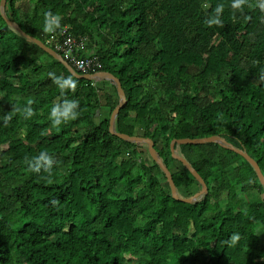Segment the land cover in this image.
<instances>
[{"label":"trees","instance_id":"16d2710c","mask_svg":"<svg viewBox=\"0 0 264 264\" xmlns=\"http://www.w3.org/2000/svg\"><path fill=\"white\" fill-rule=\"evenodd\" d=\"M219 4L223 27H208ZM231 4L6 0L5 15L62 58L67 35L84 39L79 56H96L125 96L114 131L150 139L178 197L189 198L200 185L172 158V140L218 136L264 177V12L257 0L243 12ZM47 11L62 16V34L43 31ZM49 73L72 76L0 17V264H264V201L244 205L236 187L264 189L242 157L217 144L175 145L207 188L193 203L175 201L142 157L147 146L109 134L115 86L72 76L75 93L62 94ZM28 98L35 115L26 119ZM64 99L79 101V118L52 128L51 108ZM14 106L21 111L5 126ZM42 151L58 162L52 183L25 162ZM233 233L241 239L230 247Z\"/></svg>","mask_w":264,"mask_h":264},{"label":"water","instance_id":"95a60500","mask_svg":"<svg viewBox=\"0 0 264 264\" xmlns=\"http://www.w3.org/2000/svg\"><path fill=\"white\" fill-rule=\"evenodd\" d=\"M5 2L6 0H0V17L2 20L5 22V24L16 30L23 38L31 41L34 43L39 49H41L44 53H46L48 56H50L52 59L60 62L63 67L69 72L70 75L77 79H84L87 81H102L106 80L110 83H112L117 92L118 96V105L114 108L112 111L109 121H108V132L109 134L117 137L118 139L125 141V142H130L134 144H144L147 146V152L150 157V159L157 164V166L161 169L163 172L170 188L171 196L175 201H179L182 203L190 204L195 202L197 199H199L202 195H204L207 191L206 185L204 181L201 179V177L196 173V171L190 166V164L185 161L182 157L176 155L174 153V146L175 145H203L206 143H211V144H217L221 147H224L226 149L231 150L232 152L238 154L240 157H242L254 170L255 175L258 179L259 184L262 186L264 189V177L258 167V165L254 162L252 158L249 157V155L243 151L235 149L233 146L228 144L226 141H224L222 138L218 136H210V137H205L201 139H178V140H172L169 144V150L171 153V156L173 159L179 161L182 163V165L185 167V169L191 174V176L196 180V182L200 185V191L195 193L193 196L189 198H179L175 189V186L172 182L171 174L168 171V169L163 165L161 159L158 157L157 153L155 152L153 148V142L148 139V138H142V137H135V136H128L124 134H119L114 131V122L116 115L118 114L119 109L125 104V96L124 93L121 89V85L118 81L117 78L112 76L111 74L107 72H98V73H93V74H78L62 57L60 54H58L56 51L52 50L51 48L47 47L45 44L41 43L40 41L30 37L29 35L25 34L20 30L18 25L12 21H10L6 15H5ZM97 114V111H96ZM263 247H264V234H263Z\"/></svg>","mask_w":264,"mask_h":264},{"label":"clouds","instance_id":"9594fccd","mask_svg":"<svg viewBox=\"0 0 264 264\" xmlns=\"http://www.w3.org/2000/svg\"><path fill=\"white\" fill-rule=\"evenodd\" d=\"M248 4L249 7H252L251 4H249V0H232L231 7L232 9L239 10L240 12H243V7ZM204 8H208V4L203 5ZM256 7L260 9L261 12H264V0H257ZM224 12V5L219 4L214 9V14L211 15L209 18L205 20V24L208 27L213 26H220L223 27V21L221 19V16ZM44 21H43V31L45 33L55 35L58 31L62 34L63 31L67 28L66 25H62V16L59 14H54L51 11H47L43 14ZM246 20H250L251 17H245ZM49 78L52 80V82L60 89L61 93H65L67 91H71L75 93L77 89V81L72 77H64V76H57L55 73H49ZM260 79L264 80V70L261 71ZM34 103V100L32 98H28L26 101L27 107L23 108L22 113L25 116V118H31L35 115V112L33 108L31 107ZM79 101L72 99H64L62 103H55L53 107L51 108L50 112V119L52 121V128L59 129V127L64 124H68L71 121H75L79 118ZM21 111L18 107H13V111L4 116V123L5 126L9 124V122L12 119V115L15 112ZM42 133V135L46 134ZM25 162L28 165V171L40 174L42 171L44 173L48 174V182L52 183V180L50 177L52 176L54 167L58 166V162L49 155L46 151L40 152L38 155L32 157L31 159H28L25 157ZM246 214V210H244ZM257 231L259 228L256 229ZM241 236L239 233H233L230 238L225 241L224 243L228 244L230 247H234L238 244L240 241Z\"/></svg>","mask_w":264,"mask_h":264},{"label":"built area","instance_id":"2783aa9c","mask_svg":"<svg viewBox=\"0 0 264 264\" xmlns=\"http://www.w3.org/2000/svg\"><path fill=\"white\" fill-rule=\"evenodd\" d=\"M49 43V41H47ZM84 39L76 40L67 35L63 43L57 47L63 54V59L80 74H91L100 72V65L96 56L81 58L79 50L83 48Z\"/></svg>","mask_w":264,"mask_h":264},{"label":"rangeland","instance_id":"374dc122","mask_svg":"<svg viewBox=\"0 0 264 264\" xmlns=\"http://www.w3.org/2000/svg\"><path fill=\"white\" fill-rule=\"evenodd\" d=\"M30 6L32 5L31 3L27 2ZM16 6H20L22 7V4H20V2L18 3H15ZM93 74V73H91ZM83 75V74H81ZM103 81H106V80H102V81H93L94 83H101ZM138 145H142V144H138ZM142 151L144 152L145 151V148H141ZM147 151L144 152V155H142V157L145 159V161H149L151 160L149 155H147ZM234 164H236L235 160L233 162ZM258 184V183H257ZM236 190H237V193H238V197H241V201L244 205H251V204H256L257 202H260V201H264V194H261L257 191V190H251V191H248L246 192V194L244 195L243 192H240V186H237L236 187ZM224 198V195L221 196V199ZM261 213H262V210H261Z\"/></svg>","mask_w":264,"mask_h":264},{"label":"crops","instance_id":"0c3cea01","mask_svg":"<svg viewBox=\"0 0 264 264\" xmlns=\"http://www.w3.org/2000/svg\"><path fill=\"white\" fill-rule=\"evenodd\" d=\"M18 3V2H17Z\"/></svg>","mask_w":264,"mask_h":264}]
</instances>
